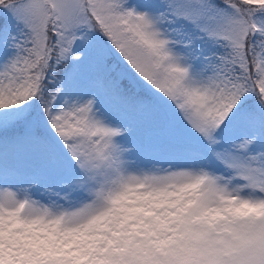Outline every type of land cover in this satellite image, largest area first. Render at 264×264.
Returning a JSON list of instances; mask_svg holds the SVG:
<instances>
[{
  "label": "snow or ice",
  "instance_id": "snow-or-ice-1",
  "mask_svg": "<svg viewBox=\"0 0 264 264\" xmlns=\"http://www.w3.org/2000/svg\"><path fill=\"white\" fill-rule=\"evenodd\" d=\"M0 264H264V0H0Z\"/></svg>",
  "mask_w": 264,
  "mask_h": 264
}]
</instances>
